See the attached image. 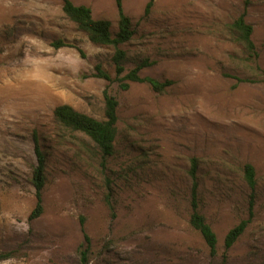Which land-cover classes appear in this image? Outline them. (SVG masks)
I'll return each instance as SVG.
<instances>
[{"label": "rangeland", "instance_id": "374dc122", "mask_svg": "<svg viewBox=\"0 0 264 264\" xmlns=\"http://www.w3.org/2000/svg\"><path fill=\"white\" fill-rule=\"evenodd\" d=\"M71 1L117 34L115 0ZM148 2L124 0L135 34L120 48L127 71L147 62L141 77L173 82L163 93L93 77L98 63L115 77L114 48L93 44L60 0H0V264H264V0H155L146 14ZM244 12L256 57L232 27ZM105 90L119 102L107 158L54 118L67 104L105 120ZM35 133L46 185L44 212L30 220ZM193 158L215 255L190 224ZM249 219L227 249L228 232Z\"/></svg>", "mask_w": 264, "mask_h": 264}, {"label": "trees", "instance_id": "16d2710c", "mask_svg": "<svg viewBox=\"0 0 264 264\" xmlns=\"http://www.w3.org/2000/svg\"><path fill=\"white\" fill-rule=\"evenodd\" d=\"M62 2V11L64 15L73 23H75L79 30L83 31L89 40L98 46L112 47L114 53L112 55V64L115 71V77L107 71L101 63L95 66L96 72L93 77L104 79L110 83L119 82L122 90L130 88V83L146 82L151 85L154 91L163 93L169 88L173 82H160L151 77H141L140 72L148 65L147 62L139 63L133 69L127 71L125 63L127 60V53L120 48L121 45L130 42L133 39L135 31L133 29L132 21L124 11V0H115L119 14L118 32L113 35L111 32V23L108 20H96L93 17L92 9L86 5H75L71 0H60ZM155 0H149L146 6V14H149L154 5ZM233 30L238 33V40L244 45L246 51L251 56H258L256 46L252 40L253 26L246 21V12L240 15L232 25ZM59 48L68 46L76 48L82 56H85L83 50L70 43L61 40L53 44ZM238 82H247L248 79L237 78ZM105 97V120H98L85 113L77 111L72 106L64 104L55 108L54 118L63 126L77 132H81L89 137L98 147L104 158L110 157L115 153V145L117 142V123H118V107L117 99L110 95L108 90L104 92ZM34 149L37 158V165L33 170L32 183L35 187L36 206L29 215L30 220L37 219L42 216L44 212L43 207V191L46 185V154L42 150L40 140L35 133L33 136ZM198 160L193 158L191 161L190 176L192 179L191 190V206L192 214L190 217L191 226L200 233L201 237L210 249V253L215 255L217 252L218 238L211 225L207 222L205 216L201 213L199 208L198 189L199 183L197 178ZM244 177L252 190L251 198L253 200L256 188V171L253 165L247 164L244 167ZM251 216L253 215V201L250 203ZM249 220L242 221L239 225L231 229L225 238V247L231 248L243 235ZM87 244L90 243L89 236L85 233ZM88 248L81 251L82 259L86 263L88 257ZM5 259V258H4Z\"/></svg>", "mask_w": 264, "mask_h": 264}]
</instances>
